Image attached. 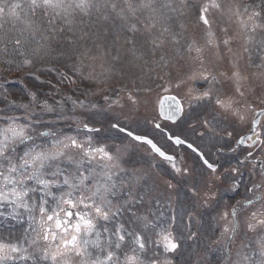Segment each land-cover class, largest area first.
<instances>
[{
  "label": "snow or ice",
  "instance_id": "obj_1",
  "mask_svg": "<svg viewBox=\"0 0 264 264\" xmlns=\"http://www.w3.org/2000/svg\"><path fill=\"white\" fill-rule=\"evenodd\" d=\"M214 10L222 11L218 0L195 3L190 0H0V59L10 64L9 57L18 55L22 58L17 63L19 69L33 65L37 58L58 52L68 59L76 57L73 68L82 75L86 59L103 60L110 54V45L105 44L110 36L115 37L112 45L121 38L131 44L133 54L138 44L151 45L150 51L155 53L169 40L178 43L181 33L174 30L173 22L189 13L198 14L199 22L211 38ZM229 12L239 34L245 37L243 51L251 58L247 45L254 41L258 30L264 31V0L256 7L241 0ZM88 40L93 47L82 43ZM208 43L211 44L212 39ZM223 43L229 46L230 39ZM260 49L264 60V39L260 41ZM188 51H192V45L188 46ZM196 52L200 49L196 48ZM113 58L119 59L118 56ZM47 71H56L61 84L74 83L71 75L53 68ZM230 78L237 84L238 95L243 97L240 73L234 71ZM34 79L45 83L39 76ZM197 79L198 74L193 73L178 81L175 87L187 88L193 100L211 99L208 90L197 93L200 87ZM203 79L207 81L208 76ZM0 87L4 89L0 102L7 101L0 107V264H172L167 254L175 253L180 247L176 217L165 220L161 213L156 220H151L140 213L138 205L142 204L143 197L137 194L136 185L141 177L135 171L130 172L122 162L124 149L119 144L113 149L105 140L93 135L99 134L101 128L88 123L75 134L54 130L53 122L46 121L45 114L55 115V107L48 100L38 101L37 93L26 83L22 95L30 98L31 103L9 100L8 88ZM122 99L104 96L108 109L113 111L124 107ZM127 100L133 105L137 103L131 92ZM37 103L41 112L34 108ZM240 103L234 97L216 98L219 108L233 112L243 122L245 117L240 112ZM73 104L81 108L86 106L84 101ZM90 107L96 108V105ZM183 111L176 96H165L159 101L157 118L175 123ZM259 117H264V110L256 113L248 132L239 136L232 149H250L239 164L247 163L250 158L254 160L264 152V126ZM157 118L152 121L155 129L165 133L172 144L190 149L205 168L217 173V164L210 162L197 146L173 136L156 122ZM206 126L211 127L208 122ZM110 127L147 145L152 154L168 162L174 173L189 174L187 168L177 164L176 156L167 153L147 135L124 127L119 120H113ZM259 166L264 176V162ZM231 171L237 173L239 168ZM168 186L172 187L171 183ZM238 187L234 184L233 191ZM261 188L264 183L248 191ZM190 191L194 197H200L195 187ZM210 199V194L204 195L205 206ZM260 200L257 196L240 206L252 209L247 230L256 234L255 247H251L252 240L242 244L233 260L225 243V264H264V204L255 207ZM237 210L233 207L231 227L223 230L225 241H232L237 233ZM188 215L191 220V212ZM223 218L227 219V214ZM13 222L21 227L15 229ZM149 251L154 258L149 257ZM161 252L165 255H159Z\"/></svg>",
  "mask_w": 264,
  "mask_h": 264
},
{
  "label": "rangeland",
  "instance_id": "obj_2",
  "mask_svg": "<svg viewBox=\"0 0 264 264\" xmlns=\"http://www.w3.org/2000/svg\"><path fill=\"white\" fill-rule=\"evenodd\" d=\"M108 39V38H107ZM108 42V41H107ZM109 43V42H108ZM85 44H87V46H89V47H93L92 46V42H86ZM150 49H151V46H149V47H147L146 48V50H145V57L146 58H143V61H145L147 64H149V66L150 65H152V62H155V63H159V62H162V60H161V57H157V58H153V59H150V56L152 55V51H150ZM93 51H95V48H93ZM57 58H56V60H57V62H61V63H63V62H66L67 60H72V61H74V60H76V57H73V59H68V57L67 56H56ZM140 71L142 72V71H144L143 70V65L141 66V68H140ZM184 79H186V78H184ZM189 83H191V81H189ZM140 127H144V125L143 124H141L140 125ZM179 201H181V200H183V198H179L178 199ZM185 209H186V207H185ZM185 211V210H184ZM201 221H202V218H201ZM199 225V224H198ZM211 232V231H210ZM195 250H193V252H194ZM190 253H192V252H190Z\"/></svg>",
  "mask_w": 264,
  "mask_h": 264
}]
</instances>
